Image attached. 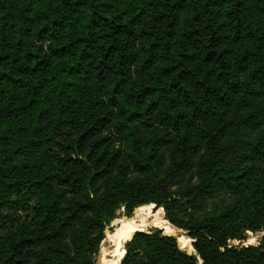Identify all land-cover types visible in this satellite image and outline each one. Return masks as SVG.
<instances>
[{"label": "trees", "instance_id": "obj_1", "mask_svg": "<svg viewBox=\"0 0 264 264\" xmlns=\"http://www.w3.org/2000/svg\"><path fill=\"white\" fill-rule=\"evenodd\" d=\"M155 205L122 264H264V0H0V264Z\"/></svg>", "mask_w": 264, "mask_h": 264}, {"label": "rangeland", "instance_id": "obj_2", "mask_svg": "<svg viewBox=\"0 0 264 264\" xmlns=\"http://www.w3.org/2000/svg\"><path fill=\"white\" fill-rule=\"evenodd\" d=\"M140 208V207H139ZM145 208H147V207H145ZM144 209V208H143ZM138 210V209H137ZM136 210V211H137ZM152 211L154 212V214H151V213H142V214H140V215H138L135 219H133V220H130V221H128V222H130L129 224H133V223H143V225H147V226H145L142 230H136V231H148L150 228H155V227H159V228H161L163 231L165 230L168 234H174V235H176L178 238H179V240H180V242H182V243H184V244H188V241H187V238L185 237V236H183L184 234V232L183 231H181V230H179V229H177L176 227H174L170 222H167L166 221V219L164 218V214H165V211L163 210V208H160V209H155V206H153V208H152ZM136 214V213H135ZM135 214L133 215V216H130V217H134L135 216ZM155 214H157L161 219H163V220H161L157 215H155ZM151 215H155V216H157V218L156 217H152ZM165 216H166V214H165ZM130 218L129 216H127L126 214H125V206H122V208L120 209V211L118 212V218H116L112 223H111V226H112V229H113V231L117 228V230L119 229V222H120V220L121 219H123V218ZM165 221L167 222V223H165ZM127 222V221H126ZM155 224H164V225H166L167 226V228H165V227H161V226H159V225H155ZM126 227H127V225H125L124 227H122L121 229H120V231L118 232V234L116 235V237L114 238V240H113V242H112V239L111 240H108L109 242H105L103 245H102V247L103 248H106V253H105V255L103 256V259H102V263H106V264H109L110 262L109 261H107V255L108 254H110V250H112L111 249V243H115V241H116V239L118 238V237H120L121 236V233L124 235V231H125V229H126ZM158 228V229H159ZM136 231H133V232H131V233H129V234H127V239L129 238V236L130 235H133ZM117 233V232H116ZM115 233V234H116ZM115 236V235H114ZM264 237V231H261V232H259V233H256V234H253V233H249L248 234V240L249 241H252L253 243H255V244H259V241H261L262 240V238ZM240 242H238V241H234L233 242V244L234 245H238ZM99 257H100V255H99ZM100 264H101V262H100Z\"/></svg>", "mask_w": 264, "mask_h": 264}, {"label": "water", "instance_id": "obj_3", "mask_svg": "<svg viewBox=\"0 0 264 264\" xmlns=\"http://www.w3.org/2000/svg\"><path fill=\"white\" fill-rule=\"evenodd\" d=\"M155 209L158 210L160 208L157 205H155ZM166 218L168 219L167 216H166ZM133 219H134V217L123 218V219L120 220L119 226L121 227L123 225V223H125L126 221H129V220H133ZM168 221H169V219H168ZM155 228H159V227H155ZM159 229H161V228H159ZM116 232H117V228L112 233H109L107 235V237L104 240L103 244L105 242H109L108 238L110 237V235H112V234H114ZM137 232H139V231H136L135 233H137ZM135 233L131 236L130 239H126V236L121 233V236L116 239L115 243H111V249L112 250H110L111 251L110 254L107 255V261L110 262L109 264H122V262H123V260L125 258V255L127 253L126 244L130 240H132V238L135 235ZM170 235H173V236L177 237L174 234H170ZM103 252H104L103 251V247L101 246V253H100V257L98 258V263L97 264H99L100 262H101V264H106V263H102V259H103V256H104Z\"/></svg>", "mask_w": 264, "mask_h": 264}, {"label": "bare ground", "instance_id": "obj_4", "mask_svg": "<svg viewBox=\"0 0 264 264\" xmlns=\"http://www.w3.org/2000/svg\"><path fill=\"white\" fill-rule=\"evenodd\" d=\"M151 216L157 218V216H155V215H151ZM127 223H128V222H127ZM132 231H133V228H132V230H131L129 233H131ZM117 233H118V231H117ZM117 233H116V234H117ZM129 233H128V234H129ZM115 236H116V235H115ZM115 236H114V238H115ZM114 238H110V239H108V240H111V239L113 240ZM126 239H127V236H126ZM105 249H106V248H105Z\"/></svg>", "mask_w": 264, "mask_h": 264}]
</instances>
